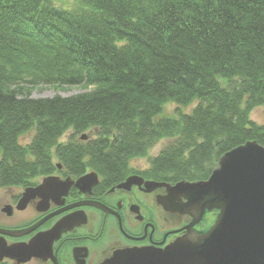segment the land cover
<instances>
[{
	"label": "trees",
	"instance_id": "1",
	"mask_svg": "<svg viewBox=\"0 0 264 264\" xmlns=\"http://www.w3.org/2000/svg\"><path fill=\"white\" fill-rule=\"evenodd\" d=\"M40 84L92 88L32 97ZM257 106L264 0H0V187L51 173L53 159L116 177L162 139L148 176L203 180L224 152L264 145Z\"/></svg>",
	"mask_w": 264,
	"mask_h": 264
},
{
	"label": "flooded vegetation",
	"instance_id": "2",
	"mask_svg": "<svg viewBox=\"0 0 264 264\" xmlns=\"http://www.w3.org/2000/svg\"><path fill=\"white\" fill-rule=\"evenodd\" d=\"M87 133L86 139L80 136L79 139L85 141L93 137L92 130ZM135 163L127 162L116 177H107L93 169L73 175L60 165L47 175L29 178L23 185L0 187L1 228L22 230L40 222L19 236L0 233L8 244L29 242L36 234L51 229L64 219L70 222L43 258H31L26 262L3 259L1 263L99 264L117 249L163 248L183 235L192 217L164 208L163 204L171 200L165 185L149 186V182L171 185L174 182L149 177L148 168ZM89 172L95 176L77 186L75 181ZM48 176L59 178L58 191L46 200L35 195L23 209H18L27 188L36 187ZM65 189L66 192L61 194ZM216 214V211L205 212L193 228L198 231L209 228Z\"/></svg>",
	"mask_w": 264,
	"mask_h": 264
},
{
	"label": "water",
	"instance_id": "3",
	"mask_svg": "<svg viewBox=\"0 0 264 264\" xmlns=\"http://www.w3.org/2000/svg\"><path fill=\"white\" fill-rule=\"evenodd\" d=\"M87 137L85 133L81 135L82 139ZM90 176L94 177L95 173L81 176L75 184H84ZM58 180L48 176L36 187L27 188L17 208L23 209L35 195L46 200L58 191ZM149 183V186H166L171 200L163 204L165 209L192 217L185 227L186 232L163 248L117 249L99 264H264L263 144L247 140L224 152L206 179L180 180L173 185ZM65 192L66 189L61 194ZM213 211L217 214L209 228L202 231L193 228L205 212ZM39 223L22 230L0 227V233L19 236ZM69 224V220L64 219L51 229L36 234L29 242L8 244L0 236V262L3 259L26 262L31 258H43Z\"/></svg>",
	"mask_w": 264,
	"mask_h": 264
},
{
	"label": "rangeland",
	"instance_id": "4",
	"mask_svg": "<svg viewBox=\"0 0 264 264\" xmlns=\"http://www.w3.org/2000/svg\"><path fill=\"white\" fill-rule=\"evenodd\" d=\"M56 5L65 7V8H69L70 6H72L75 2V0H54ZM92 87H87V88H83V87H76V86H68V87H54L52 85H46V84H40L35 86V88L32 90L31 92V96L32 97H50L53 96L54 94H60L62 96H66V95H70V94H75L78 92H83L86 90H90ZM193 107V105L189 106V107H185L182 108L183 111L188 112L191 110V108ZM174 108L175 105L172 103H168L165 107V114H174ZM250 119L253 120L255 123L259 124V125H264V106H257L255 108L252 109L251 113H250ZM32 136V133H28L26 135H24L23 137H21L20 141L23 144H27L30 141V138ZM69 137V133L63 134L61 136V138L59 139L60 142H65L68 140ZM171 140L170 139H162L160 140L149 152V154L147 155V157L144 158H137L132 160L133 162H137L135 164H138L139 166H146L148 168L149 166V157H153L155 155H157L160 150L167 144L169 143ZM54 163L56 162V159H53ZM29 264H34V262L29 263Z\"/></svg>",
	"mask_w": 264,
	"mask_h": 264
}]
</instances>
